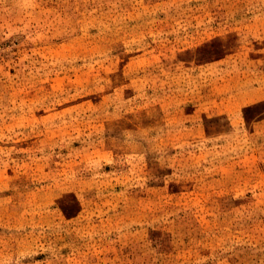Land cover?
Returning a JSON list of instances; mask_svg holds the SVG:
<instances>
[{
    "label": "rangeland",
    "instance_id": "obj_1",
    "mask_svg": "<svg viewBox=\"0 0 264 264\" xmlns=\"http://www.w3.org/2000/svg\"><path fill=\"white\" fill-rule=\"evenodd\" d=\"M0 264H264V0H0Z\"/></svg>",
    "mask_w": 264,
    "mask_h": 264
}]
</instances>
